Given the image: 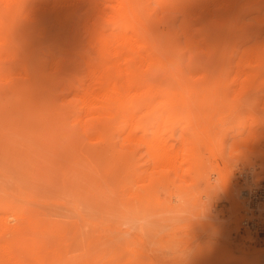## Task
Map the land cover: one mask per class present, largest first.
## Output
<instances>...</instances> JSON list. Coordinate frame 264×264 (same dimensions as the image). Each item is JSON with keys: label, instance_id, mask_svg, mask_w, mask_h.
I'll use <instances>...</instances> for the list:
<instances>
[{"label": "rangeland", "instance_id": "1", "mask_svg": "<svg viewBox=\"0 0 264 264\" xmlns=\"http://www.w3.org/2000/svg\"><path fill=\"white\" fill-rule=\"evenodd\" d=\"M263 20L264 0L240 2L227 21L210 18L196 53L180 37L181 66L189 72L195 58L212 70L209 81L177 110L159 109L128 145L117 127L105 147L85 140L61 103L72 97L65 83L40 80L24 112L0 106V221L24 229L27 264H264V198L254 207L242 195L264 190ZM82 35L70 33L66 47L84 48ZM32 38L44 57L45 42ZM129 205L166 215L146 235L125 237L115 218Z\"/></svg>", "mask_w": 264, "mask_h": 264}, {"label": "bare ground", "instance_id": "2", "mask_svg": "<svg viewBox=\"0 0 264 264\" xmlns=\"http://www.w3.org/2000/svg\"><path fill=\"white\" fill-rule=\"evenodd\" d=\"M252 1L155 0L150 7L149 0H0V106L17 105L24 112L40 80L47 79L51 87L65 83L64 88L72 97L61 103H65L73 118L70 124L75 123L76 131L85 133V140H95L98 146L105 147L111 130L117 127L128 130L127 144L151 117L162 114L157 113L159 109L177 110L184 94L209 81L212 70L199 69L195 58L189 72L181 66L180 37L184 38L185 47L196 53L199 37L210 18L227 21L240 2ZM157 11L162 13L159 20L153 14ZM176 21L180 22L171 30L170 24ZM159 24L164 25L163 30ZM70 33L75 38L85 35L87 41H81L86 43L85 49L79 45L66 47ZM32 36L45 42L44 57L42 53L39 58L32 49ZM260 67L246 71L247 76L256 77L262 72ZM61 107L62 110L64 106ZM70 135L72 139L77 136ZM159 140L158 144L156 140L152 143L159 146ZM164 143H160L161 147ZM163 149H158L161 158L168 156L167 149ZM246 193L243 189L242 195ZM5 221H0V264H27L29 258L20 241L24 229L18 223L8 225Z\"/></svg>", "mask_w": 264, "mask_h": 264}, {"label": "clouds", "instance_id": "3", "mask_svg": "<svg viewBox=\"0 0 264 264\" xmlns=\"http://www.w3.org/2000/svg\"><path fill=\"white\" fill-rule=\"evenodd\" d=\"M165 215L140 205H129L122 208L115 219L123 235L132 237L153 231Z\"/></svg>", "mask_w": 264, "mask_h": 264}, {"label": "built area", "instance_id": "4", "mask_svg": "<svg viewBox=\"0 0 264 264\" xmlns=\"http://www.w3.org/2000/svg\"><path fill=\"white\" fill-rule=\"evenodd\" d=\"M247 193L244 194L246 197H249L250 201L252 202L253 206L255 207L256 204L264 198V190L263 189H246ZM246 223L250 222L251 225L255 228L261 227L258 226L253 220L251 221H245Z\"/></svg>", "mask_w": 264, "mask_h": 264}]
</instances>
